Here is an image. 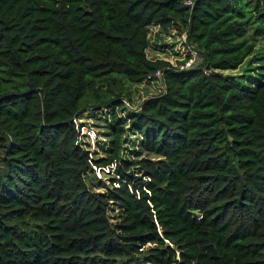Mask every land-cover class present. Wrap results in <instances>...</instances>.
I'll use <instances>...</instances> for the list:
<instances>
[{
    "label": "trees",
    "instance_id": "1",
    "mask_svg": "<svg viewBox=\"0 0 264 264\" xmlns=\"http://www.w3.org/2000/svg\"><path fill=\"white\" fill-rule=\"evenodd\" d=\"M182 1L0 0V264H264V77L220 72L264 39V0ZM151 25L198 63L147 59ZM156 71L162 90L127 124L152 157L120 158L112 111L91 158L77 116L120 108ZM92 166L111 167L104 193L83 181Z\"/></svg>",
    "mask_w": 264,
    "mask_h": 264
},
{
    "label": "rangeland",
    "instance_id": "2",
    "mask_svg": "<svg viewBox=\"0 0 264 264\" xmlns=\"http://www.w3.org/2000/svg\"><path fill=\"white\" fill-rule=\"evenodd\" d=\"M248 33H253L252 27H247ZM147 46L145 48V56L149 60L160 59L168 62L172 66L179 68L186 63L195 65L198 63V55L186 43L182 34H178L173 28L161 31L158 26L151 25L147 27ZM255 48L252 54L234 70L220 71L229 79H233L242 85L253 86L256 81L255 77L262 74L264 77V39L262 34L254 35ZM189 56V57H187ZM253 80V81H252ZM261 80V79H260ZM126 97L122 106L116 108L114 106L99 107V109H85L75 119V124L79 130V145L88 150L91 158L104 157L111 143V112L115 111L116 115L121 119L124 133L120 138V158H138L151 154H145L139 147V136L136 132L128 130V116L138 108L140 102L162 90L161 82L158 76L152 75L144 81L135 84H125ZM94 104V103H90ZM135 176L139 172L133 170ZM113 178L111 167L92 166L83 174V181L86 187L94 192L104 193L110 189V180ZM107 216L109 221L114 222L120 213V208L116 204H108Z\"/></svg>",
    "mask_w": 264,
    "mask_h": 264
},
{
    "label": "built area",
    "instance_id": "3",
    "mask_svg": "<svg viewBox=\"0 0 264 264\" xmlns=\"http://www.w3.org/2000/svg\"><path fill=\"white\" fill-rule=\"evenodd\" d=\"M191 3L192 2L190 0H183L182 1V5L183 6H191ZM189 66H190V64L186 63L183 67L180 66L178 69L186 68V67H189ZM153 75L158 76L159 75L158 71H156ZM122 102L124 103V100H122Z\"/></svg>",
    "mask_w": 264,
    "mask_h": 264
}]
</instances>
